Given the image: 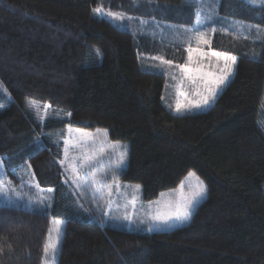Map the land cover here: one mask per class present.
Wrapping results in <instances>:
<instances>
[{
    "label": "trees",
    "instance_id": "obj_1",
    "mask_svg": "<svg viewBox=\"0 0 264 264\" xmlns=\"http://www.w3.org/2000/svg\"><path fill=\"white\" fill-rule=\"evenodd\" d=\"M142 1L170 9L159 22L194 21L184 0ZM179 6L189 20L171 11ZM97 7L141 10L136 0H0V157L19 195L32 183L24 202L0 203V264H43L53 218L64 223L56 264H264V6L220 1L222 17L253 30L215 33L211 48L237 57L234 75L209 109L189 113L175 112L166 74L148 68L157 42ZM29 99L49 105L47 117L28 109ZM69 126L106 129L126 144L121 178L142 185L144 199L176 189L189 172L206 198L171 230L106 223L63 179ZM51 190L52 204L28 206Z\"/></svg>",
    "mask_w": 264,
    "mask_h": 264
},
{
    "label": "rangeland",
    "instance_id": "obj_2",
    "mask_svg": "<svg viewBox=\"0 0 264 264\" xmlns=\"http://www.w3.org/2000/svg\"><path fill=\"white\" fill-rule=\"evenodd\" d=\"M221 0H205V3L211 2L214 7V12H209L206 8L200 16L202 20L201 25L196 24L197 15L195 13V18L192 24H187L186 22H168L162 21L159 22L157 20V15H163L166 12H169L168 9H164L163 12L157 13L154 10V6L161 7L159 4H153L150 2L136 0V4L141 6L140 11L136 12L134 15H129L123 12H113V13H120L124 16L123 20L114 19L107 15L108 11L103 10V13H96L99 17L107 16L108 18L112 19L115 23L132 29L138 32L140 35H147L152 38L154 41L157 42V45L154 44L155 53L146 57L147 61L149 62L148 68L150 70H158L165 75L167 83L166 88L169 95L173 97L174 100V109L176 111L177 103L181 105H185L189 102L195 103L200 99V96H197L196 93V86L191 83V81L187 78L185 74L182 73L181 69L177 67V65H185L187 64L189 67L195 68L196 61L200 60L204 64H211V68H204V71H217V58L212 56V52H220L211 48V41L215 35V33L220 29H225L224 33L235 35V36H245L250 37V32H252L253 27L245 25L243 23L233 21L231 19H226L222 17L218 11V6ZM246 2L264 6V3H261V0H256L255 3L252 0H245ZM193 4V0H184L183 5L189 6ZM179 6L178 8L173 7L176 11L171 10L176 15L179 13L185 17V20H189V13L187 10H184ZM180 16V15H179ZM211 17V19H206L207 17ZM131 17V19H128ZM227 20V21H225ZM216 27L217 31L215 33L208 31L210 27ZM186 29H195L198 31H203L207 33V39L209 41L208 44L199 43L198 40L195 38V34L193 31H186ZM189 47L193 49L191 56L192 61L189 62ZM200 48L204 53L205 56L201 57L199 53L195 51V49ZM157 49V50H156ZM183 53V54H182ZM225 53V52H222ZM182 54V55H181ZM92 56L96 58H100V55H96L95 50L92 53ZM181 60L177 61L174 58H180ZM155 57H162L164 60L172 61L171 65H167L162 63L159 59H154ZM172 57V58H171ZM219 66H223V59L219 60ZM235 66L233 68V75H234ZM173 76L176 78L173 79ZM231 79V77H230ZM227 83V82H226ZM224 85L221 86V88ZM220 90L217 91V95L219 94ZM180 93H183L181 95ZM216 95V96H217ZM215 102V100H214ZM211 102V105L214 103ZM210 107H203L201 109L193 108L191 111H185L183 113L189 112H196L207 110ZM260 125L264 131V107L261 112L260 116ZM72 131H69V127L66 132V136L64 138V145H63V153L62 158L60 159V165L63 172V179L66 183L76 191L77 195L83 201H90L93 203V206L97 208L99 212L104 214V221L106 223H110L113 226H117L119 228H124L127 230H148L149 227H153L154 230L160 231H167L171 230L172 228L178 227L180 225H185L186 223H176L170 224L168 226L161 225L160 227H155L154 222L152 221V214L160 211L165 212L169 209L166 207L169 202L175 205L180 196V185L176 189H172L169 191L162 192L164 195H159L158 198L152 200H146L143 197V188L142 185L137 183H130L125 181L121 178L122 170L127 165V157H126V144L122 142H116L110 140L108 136V132L106 137L104 135V130L106 129H99L101 130L97 133L98 129H85L75 126H70ZM81 130L78 133L76 130ZM81 133L91 134L82 136ZM95 137V139H93ZM65 141L68 142V157L65 158ZM81 152L84 153V156L81 157ZM123 153L124 159L121 162L118 157ZM89 156H95L98 160H100L101 166L99 169L93 167L91 171H88L85 167H80L81 164L84 163L85 158ZM2 158V157H0ZM75 158V159H73ZM4 161V158H3ZM95 163V161H93ZM72 165L76 168V172L73 173ZM67 169V171H66ZM101 172L105 173L103 177L100 175ZM95 173L98 179H103L106 181L104 187L100 189V191H96L97 185L92 182V175ZM197 176V175H196ZM188 175L186 176V178ZM198 177V176H197ZM0 178H5L6 182L9 181L8 175L5 170V166L3 165L0 168ZM76 181L84 182L82 183L81 188H77L76 184L73 183V179ZM182 182L185 183V187L183 189L184 193L187 194L189 192V183H195L194 178H189ZM200 179V178H199ZM201 180V179H200ZM202 181V180H201ZM204 183V182H203ZM32 183H23L20 185V190L22 194L17 195L18 191H9L7 193L0 194V203H4L5 201L13 200V202H24V194L27 196L29 186ZM119 185V187H117ZM205 185V184H204ZM138 186V187H137ZM206 186V185H205ZM9 187L14 188L13 185H9ZM207 189V188H206ZM207 196H204L200 202H202ZM11 198V199H10ZM29 199V198H28ZM33 199L31 202L28 200V206L35 209H40L41 204H52L53 201V194L51 192H45L40 197L38 196ZM133 200L135 203L133 204ZM200 202L198 204H200ZM196 205V207L198 206ZM33 205V206H30ZM127 217V218H126ZM60 222V227L62 229V233L64 230V223L60 219H52L51 225V233L53 240L55 239L56 233V222ZM158 223V222H156ZM149 231V230H148ZM49 242V237H48ZM59 254V253H58ZM57 258L55 260L47 261V264H56ZM46 261L44 259V263Z\"/></svg>",
    "mask_w": 264,
    "mask_h": 264
},
{
    "label": "snow or ice",
    "instance_id": "obj_3",
    "mask_svg": "<svg viewBox=\"0 0 264 264\" xmlns=\"http://www.w3.org/2000/svg\"><path fill=\"white\" fill-rule=\"evenodd\" d=\"M253 3L256 2V0H252ZM261 3H264V0H261ZM194 8V11L197 15V20L196 24L201 25L202 20L200 19L201 13L207 8L209 12H214V7L211 2L205 3V0H193V4L190 5ZM94 12L96 13H103V9L101 7H97L94 9ZM108 16L113 17L114 19L118 20H123L124 16L121 15L120 13H113V12H108ZM128 19H131L129 17ZM206 19H211V17H207ZM259 27V26H257ZM186 31H193L195 34V38L198 40L199 43L202 44H208L209 41L207 39V33L203 31H198L195 29H186ZM208 31H211L215 33L217 31L216 27H210ZM222 31H226L225 29H222ZM189 62L192 61V56L191 53L193 49L189 47ZM197 53L201 57L205 56V53L200 49L197 48L195 49ZM96 55H100L99 49L95 50ZM212 56L217 58V71H204V68H211V64H204L200 60L196 61V67L192 68L189 67L187 64L185 65H177L178 68L181 69L182 73L187 76V78L191 81L193 85L196 86V95L200 96V99L196 101L195 103L189 102L185 105H181L177 103L176 105V111L178 113H183L185 111H191L193 108L196 109H201L203 107H211V102H214L217 91L221 90V86L225 85L226 82H230V77L233 75V68L236 65L237 62V57L234 55H230L228 53H222V52H212ZM223 59V66H219V60ZM154 59H159L162 61V63L171 65L172 61L170 60H164L162 57H155ZM176 77L173 76V79ZM0 90L3 92H7V89L3 87L2 82H0ZM183 95V93H180ZM2 107V105H0ZM26 107L30 110L35 111L37 116H39L41 119L47 117L48 112L47 109L50 107L49 105H45L43 109L40 108L39 104L35 100H27L26 101ZM262 107H264V104H262ZM69 116L71 113L68 114ZM69 131L71 132L72 129L69 126ZM78 133L81 132V130L77 129L76 130ZM101 130H97V133H99ZM107 130H104V135L106 137ZM82 136L84 135H91V134H86V133H81ZM95 139V137H93ZM65 158L67 159L68 157V142L65 141ZM81 157L84 156V153L81 152ZM75 159V158H73ZM118 159L122 162L124 159L123 153L118 157ZM95 161V163H93ZM101 161L97 159L95 156H89L88 158H85V161L83 164L80 165V167H85L88 169V171H91L93 167L99 169L101 166ZM4 165L3 158H0V168H2ZM69 167H72L73 173L76 172V168L73 167L72 165H69ZM67 171V169H66ZM102 177L106 175L105 173L101 172L100 174ZM194 178L195 183H189V192L187 194L184 193L183 189L185 187V183L182 182L180 185V196L178 202L173 205L171 202L167 204V208L169 209L168 211L165 212H160L157 211L152 214V221L155 224V227H160L161 225L168 226L170 224H176V223H186L192 219L193 213L195 211L196 205L204 198L206 195L207 189L206 186L204 185L203 181L199 179V177L196 176L194 172H189L188 177L186 178ZM67 182V181H66ZM92 182L97 185L96 191H100L102 187H104L106 181L103 179H98L93 173L92 175ZM73 183L76 184L77 188H81L82 182H77L76 179H73ZM11 185V181H7L5 178H0V194L7 193L9 191H15L14 188L9 187ZM38 187V185H37ZM119 187V185H117ZM138 187V186H137ZM19 195V193H17ZM162 196L164 195L163 193L161 194ZM135 203V200H133V204ZM127 218V217H126ZM158 222V223H156ZM149 231H153V227H149ZM55 239L53 240L52 238V233L50 231L49 233V242L44 245V256H45V261L47 264V261L49 260H55L56 257L58 256L59 249H60V244L62 241V229L60 227V222H56V228H55Z\"/></svg>",
    "mask_w": 264,
    "mask_h": 264
},
{
    "label": "crops",
    "instance_id": "obj_4",
    "mask_svg": "<svg viewBox=\"0 0 264 264\" xmlns=\"http://www.w3.org/2000/svg\"><path fill=\"white\" fill-rule=\"evenodd\" d=\"M148 37H149V36H148ZM182 54H183V53H182ZM182 54H181V55H182ZM230 55H232V54H230ZM182 58H183V57H182ZM221 89H222V88H221ZM220 91H221V90H220ZM219 93H220V92H219Z\"/></svg>",
    "mask_w": 264,
    "mask_h": 264
}]
</instances>
